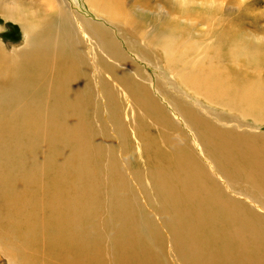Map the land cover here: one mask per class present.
I'll list each match as a JSON object with an SVG mask.
<instances>
[{"label":"bare ground","instance_id":"6f19581e","mask_svg":"<svg viewBox=\"0 0 264 264\" xmlns=\"http://www.w3.org/2000/svg\"><path fill=\"white\" fill-rule=\"evenodd\" d=\"M38 1L32 9L0 5V17L20 26L24 45L7 51L0 42V253L10 264L12 259L16 264H94L95 255L106 259L104 264H264V135L245 132L239 122L237 129L218 127L171 96L170 105L192 128L217 176L188 153L185 136L178 134L177 140L165 134L176 160L148 147L137 184L121 169L124 162L120 167L108 158L88 116L96 90L106 100L113 132L123 139L122 105L113 96L119 84L142 116L162 130L178 131L152 96L151 76L124 51L125 43L151 62L155 52L139 47L141 39L158 46L164 69L185 90L191 88V96L237 103L243 114L264 121V86L242 80L244 72L233 63L221 64L228 55L238 58L247 51L258 58L257 52L231 31L218 29L214 41L191 40L177 25L165 31L160 18L158 28L149 30L147 17L125 10V0H87L116 31L77 16L65 0ZM159 1L169 13L179 11L176 1ZM139 4L144 12L151 6L147 0ZM83 33L93 40L91 48L100 45L105 52H85ZM94 57H103V70L115 85L98 79L105 75L90 67ZM212 115L215 119L205 117L232 123ZM135 134L149 143L140 130ZM101 245L106 257L97 252Z\"/></svg>","mask_w":264,"mask_h":264},{"label":"rangeland","instance_id":"374dc122","mask_svg":"<svg viewBox=\"0 0 264 264\" xmlns=\"http://www.w3.org/2000/svg\"><path fill=\"white\" fill-rule=\"evenodd\" d=\"M65 1L66 3H69L70 10L74 14H77V16L79 14L85 20L92 19V21L98 22L97 23L98 25L103 24L102 26H105L109 30L116 31L115 28L110 23L105 22L102 19V17L99 18L96 15L97 13L89 5V2L87 0H65ZM147 1L149 2V4H151V6H148L147 8L150 9L145 12L142 11V6L139 4L140 0H125L124 7L125 10L127 11L132 10L133 13L137 15L144 14L148 19L146 27L149 30L154 29V27L152 26H156L155 24L158 23L157 21H159L160 18V20L166 21L165 26H167V28L165 29V31L169 30L172 27V25H177L179 27V31H185L187 33L186 36L190 37L191 40L214 41L213 36L216 38L219 36L218 33H221V32H217L218 29L223 31H231L238 36H242L249 45L247 49L249 48V50L251 49L250 51L253 50L257 52L256 54L258 55V58L252 55L254 56L253 58L250 54L247 53V51H245L246 53L243 52V54L240 55L238 58L232 57L231 55L224 57L221 64L223 65L226 64L228 66L229 64L233 63L235 66H237V69L241 68V71L244 72L242 74L243 76L242 80H246V82L248 81L260 82L264 86V64H262L264 62V59L260 62L261 54L264 53V0H171V2L176 1L177 8L179 10L174 14L169 13L167 7L159 0H147ZM39 3L40 1L38 0H0L1 6L9 7V6L21 4L25 7H29L30 9L35 8ZM185 9L192 10V12L183 14L181 11ZM136 10L139 12H137ZM162 14L165 15V18L160 17V15ZM206 18H210L211 20L215 19L214 22L215 24L209 22ZM78 20L80 22V18H78ZM82 29L84 28L81 27V30ZM143 31L144 33L146 32L145 34H148V30L146 28ZM83 36H84V41H87L86 42L87 46L85 42H83L84 51L86 52V49L89 50L91 48L90 46H93L94 43L93 40H91V37L86 36L85 33H83ZM140 40L138 41L139 47L143 49L148 48L147 50H149V53L155 52L154 54L149 55L152 63L148 62L145 58L139 59L141 57L138 58L135 52L131 50L129 51L125 43L123 45L124 51L129 54V57L132 59V61L136 62L138 68L143 72L142 73L143 75L146 76L145 73H148L149 76L147 75V77L149 78L151 76L152 78L151 83L153 87L151 86L152 90L151 89L150 90L152 96L158 101L160 107L163 108L164 111L166 110V112L170 113L172 119H174L173 121H175L174 122L175 126H178V131L174 132L173 130L167 128H165V130H162V126L160 125V123L156 121H152L149 118L147 119L146 117L142 116L138 112V110H136L135 105L132 103V101L126 96L127 94L123 92L121 86H119V84L117 85L113 84L110 76H106L108 74L105 73L103 70L104 69L103 67L105 65L103 63L104 56L94 57L92 58V60L94 59L92 61L93 63L92 62L89 63L91 64L90 67L97 68L98 70L97 72L99 74L105 75L103 77L97 75L98 79H105L107 83H111L112 85H115L113 87H117L115 88L116 90L113 96L114 99L118 101L115 102V104L117 106H119V104L122 105V110H123L122 120L125 124V125L122 123L120 124V129L122 131L124 130V137L121 141H119L114 133L116 132L115 129L111 127V125H113V121H112L113 118L108 114V112H106L108 110L106 100H104L103 102L100 93L98 94L97 91L94 90L92 93V100H91L92 111L89 110L88 116L92 127L94 128L96 133L98 132L97 135L99 134V137L103 142V143L101 142L103 151L108 155V158L109 155H111V158L115 160L117 164L119 163L120 167L124 162V166L122 165L121 169L123 170L124 168L123 171L125 172L127 177L129 179L130 177H132V179L136 180L135 182L138 184V180L135 175L137 173H140V169L138 166L139 165L143 166L145 163L143 159V155L145 154L146 151H148V147L156 148L158 153L162 154V156L164 155V158L167 160L168 159H170V161L176 160L174 158L175 156L173 152L169 148V145L166 144L164 140V136L165 134H167L171 138L173 139L175 138L179 140L180 139L179 135H182L185 136L184 140L187 142L186 143L184 141L185 146L186 145L189 146L188 149L189 151L187 150L188 153L191 152L190 154L195 155V158L197 160L203 162L201 164L205 167V169L208 170L209 173L213 175V177H216L217 171L216 169H214L215 167L213 165V161H210V159L207 158L205 154L206 151L203 150L201 142L194 135L192 128L185 120L184 116L181 115L180 113H177L178 111H176L172 107V105H170L169 98H171V96L176 97L177 99L181 98L183 104H186L194 112L199 113V115H201L205 120L211 123H215L218 127H222L224 129H230V128L235 129L233 127H236L237 125L236 122L237 123L239 122L244 125L241 126L243 127L241 129H245L246 130L245 132H249L251 134H257V135L258 134L264 135V121L248 114L246 116V114H243L239 110V107L236 106L238 105L237 103H231L226 101L225 99L208 100L201 95L191 96L190 93L193 90L191 88L185 90L181 86L178 77H176V79L170 77L171 75H169L168 71L164 69L165 66L164 55L162 51L158 49V46L153 45V47H151V45H149L147 42ZM0 42L1 45L7 51H11L13 48L16 50L23 48L24 46L22 44L23 35L20 26L17 23L6 21L0 17ZM142 45H144V47ZM231 50H232L231 48H228L227 54L231 52ZM103 52L105 51L100 45L99 46L96 45L94 46V48H91V53L101 54ZM105 56L107 57V59L104 57V62L108 60V62L110 63V61H112V58H110V56L108 57L107 55ZM95 58L101 59V62H99L98 59L95 60ZM233 64L231 66H233ZM122 69L125 68L122 67L121 71ZM161 72L165 73L166 75L164 74L162 75ZM90 73H91L90 78L93 80L94 76L92 69ZM246 73L248 75H245ZM145 81L146 80H142L141 82H145ZM156 82L159 84L160 87H163V89L169 94H166V92H163L166 96L162 94L159 91ZM173 84L175 85L174 87ZM93 86L97 88L96 81L93 82ZM181 91H183L185 95H190L191 97H186V98L183 97V95L181 94L183 92ZM101 93L103 94V92ZM231 104L233 105L231 106ZM229 108L231 110H229ZM237 108L239 111L237 110ZM95 111H97V113ZM204 111H206L208 114H205ZM169 113L167 114L169 115ZM212 114H217L218 116H220V120L231 119L232 123L226 125L222 122H216L215 120H214L215 122H213L212 120H209L208 118L205 117L207 116L213 119L215 116H213ZM102 127L103 128L105 127V129L102 130L101 129ZM139 130L141 131V133L145 134V140H147L149 143H145L142 138H139L137 134H135L139 132ZM167 130H169L168 131L169 133L167 132ZM109 143L110 146H108ZM103 163L105 166L108 167L109 160L105 159L103 160ZM128 174H130L131 176H129ZM132 186L135 187L133 183ZM105 191L106 190L103 188V192ZM139 199L142 201L141 196H139ZM249 202L253 206L250 200ZM249 202L248 200L247 202L243 200V203L249 204ZM261 212L264 213V211ZM0 226H1L0 229H2L1 217H0ZM98 231H100V228L98 229ZM94 237H98V236L95 234L93 235L92 239ZM101 244L104 246L106 245L105 243H101ZM102 245L101 247H98L97 252L101 251L99 256L103 255L102 257H106L105 248ZM93 260H95V262H92L94 264H104L106 259L102 261V259H100L98 256L95 255ZM170 262L173 264L172 261ZM12 263L13 264L15 263L14 259H12ZM0 264H10L3 253H0Z\"/></svg>","mask_w":264,"mask_h":264}]
</instances>
